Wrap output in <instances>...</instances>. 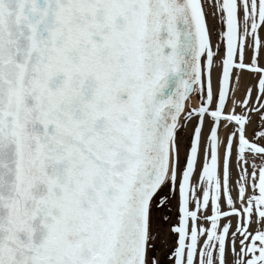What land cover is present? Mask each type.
Listing matches in <instances>:
<instances>
[{
    "label": "snow or ice",
    "instance_id": "6c2138e0",
    "mask_svg": "<svg viewBox=\"0 0 264 264\" xmlns=\"http://www.w3.org/2000/svg\"><path fill=\"white\" fill-rule=\"evenodd\" d=\"M216 9L224 27L214 93L201 0H0V264H157L147 241L165 184L178 187L174 264H226L229 238L235 264H264V146L255 142L264 139V0H218ZM233 69L237 79L243 69L259 74L255 101L249 88L229 107ZM194 92L199 103L186 108ZM250 113L261 121L252 140ZM180 118L197 122L177 182ZM249 153L261 158L251 173Z\"/></svg>",
    "mask_w": 264,
    "mask_h": 264
},
{
    "label": "bare ground",
    "instance_id": "6f19581e",
    "mask_svg": "<svg viewBox=\"0 0 264 264\" xmlns=\"http://www.w3.org/2000/svg\"><path fill=\"white\" fill-rule=\"evenodd\" d=\"M218 2V0H217ZM219 2H222V0H219ZM201 4L203 6V3L201 1ZM217 4V3H216ZM208 12H205V20H206V24H207V28H208V32H209V41H210V46L212 48V51H213V63H212V68H211V80H212V87H213V92L215 93L217 88H218V75L219 73L222 71V58H223V46L221 48H218L216 47L217 46V43L215 41H212L210 38H211V32L215 29H218V24L215 23V14H216V11L217 9H214L213 8H208L207 9ZM203 11H205V8L203 6ZM217 14L222 15L221 12L217 11ZM242 10L241 12L239 13V16L240 18L242 19ZM217 22V21H216ZM220 27L223 29V23H221ZM242 30V28H241ZM257 34L262 42L261 46L257 49V61H258V66L260 67H264V24H262L258 29H257ZM251 38L250 37H246V41H245V50H244V63L245 64H248L251 62V55H252V47H251ZM223 45V44H222ZM203 59L204 57H202V62H203ZM202 73H203V63H202ZM203 75H202V80H203ZM258 80H259V74L258 73H253L251 71H248L247 69H243V70H240L239 73H238V79H237V72L235 69H233V73L231 75V78H230V92H229V100H228V105L229 107L231 106V99L234 97L235 99L237 100H240L243 98V96L245 95V93L247 92V90L249 88H251L252 92H251V100L252 101H255V97H256V89L255 87H257V84H258ZM232 86H235V92L233 93L231 91V87ZM199 103V97L196 95V92H194L193 94H191L190 96V99L188 101H186V108L190 105L191 107H196ZM257 107H259V104H257ZM228 108L225 109V111H227ZM236 111L239 112L240 111V108L237 107L236 108ZM251 119L250 121L248 122V124L246 125V136L252 140L253 138V134H251L252 132H256L257 130L260 129L261 127V121L259 120V117L256 113H250L249 114ZM180 120L181 118L179 119V124H180ZM197 121L193 118V119H188V122L186 124H188L189 126V123L192 127H194L195 123ZM185 124V125H186ZM231 130V126H229L228 129H225L223 127H221L220 129V135L223 137L225 132L227 131H230ZM193 131V129H192ZM192 131H191V128L189 127L187 130H185V132H188L190 134H192ZM208 131V121L205 120V123H204V128H203V133H202V136H201V152H200V155L198 157V160H197V164H196V168H195V171L193 173V176L190 178V184L192 185H195L199 182V176H198V173H199V168L200 166L202 165V162H203V150H202V146H203V143L205 142V135ZM256 143L264 146V139H260V138H257L255 140ZM178 152H179V159H180V156L184 155V149H183V146H182V141H180V145L178 146ZM247 156H249L250 158V163L247 165L248 167V171L249 173H251L252 169H251V163H256L257 165H259L261 163V158L259 156H256L255 158H252L251 157V154H246ZM179 167H178V170H177V182L179 180ZM230 188L232 190V195H233V198L235 199L236 198V195H237V192H236V187H235V182L238 178V169L236 168V160H235V155H234V151H233V157L231 159V163H230ZM252 189L251 188H248V192H251ZM201 194V189L200 188H197L196 189V195L197 196H200ZM176 202L178 203L179 205V199L176 200ZM237 204H239V202L237 201ZM194 205L190 203L189 207H193ZM178 214H179V211H178ZM210 214V208L208 210H206L204 212V215H209ZM199 215V213H198ZM255 216L253 215L252 217V223L250 224V227H249V231L250 232H254L257 225L255 223ZM232 220V230H234L235 228V222H236V218L235 217H232L231 218ZM224 221L222 220L221 223H223ZM198 225L200 224H203L204 227H207L208 226V223L207 221L205 220H198L197 221ZM263 226V225H262ZM164 237V240H171V233H168V234H164L163 235ZM178 238V235L176 236ZM239 235L237 236L236 238V251L238 252L239 251ZM203 241V237H201V243ZM158 242L160 243V239L157 240V244ZM247 243V241H246ZM173 247L174 249L176 248L177 244H176V241L173 242ZM226 252H227V256L226 257V264H235V261L237 260V256H235L232 252V248H231V243H230V238H229V243L226 245ZM150 255V254H149ZM162 255L161 252H158L157 254V258L156 260H159L160 259V256ZM158 264V263H157ZM169 264H174V259L171 260L169 262Z\"/></svg>",
    "mask_w": 264,
    "mask_h": 264
},
{
    "label": "rangeland",
    "instance_id": "374dc122",
    "mask_svg": "<svg viewBox=\"0 0 264 264\" xmlns=\"http://www.w3.org/2000/svg\"><path fill=\"white\" fill-rule=\"evenodd\" d=\"M203 3V6L205 8V12H208V8H213L214 11L216 9V3L217 0H201ZM215 23H219L218 29H215L214 32H211V40L215 41L217 43L218 48H221L223 45V42L220 37V32L223 31V29L220 27L222 20L219 14H215ZM196 95L199 97L200 93L196 92ZM188 122V120H187ZM181 118L180 120V126L178 127L176 131V143L177 147L180 145V141H182V146L184 149V155L180 156L179 159V170L182 169L183 164L186 159V154H187V149L190 147V137L191 134L188 132H185L189 127L191 128V131L193 127L188 124H186ZM186 124V125H185ZM180 172V171H179ZM161 196H167V200L165 204L162 206H157V203L159 201V198ZM178 198V187L175 191V194H173L169 186L167 184L163 185L157 192L156 197L153 200L152 207H151V212H150V227H149V240L147 241L149 248H148V254L149 256L154 257L155 260L157 258L158 252H161L162 255L160 256L159 260H156L158 264H169L171 260L174 259L173 257V252H174V247H173V242L177 241V233L173 232L171 229L174 225H177L179 223V205L176 202ZM166 217V219H165ZM264 226V225H263ZM171 233V240L167 241L164 240L163 235ZM160 239V243L157 240ZM225 256H227V252H225ZM225 257V261H226Z\"/></svg>",
    "mask_w": 264,
    "mask_h": 264
},
{
    "label": "water",
    "instance_id": "95a60500",
    "mask_svg": "<svg viewBox=\"0 0 264 264\" xmlns=\"http://www.w3.org/2000/svg\"><path fill=\"white\" fill-rule=\"evenodd\" d=\"M202 67V66H201ZM202 75H203V73H202Z\"/></svg>",
    "mask_w": 264,
    "mask_h": 264
}]
</instances>
